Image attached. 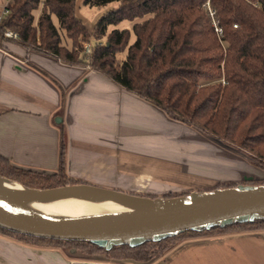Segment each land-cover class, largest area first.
<instances>
[{
	"label": "trees",
	"instance_id": "obj_1",
	"mask_svg": "<svg viewBox=\"0 0 264 264\" xmlns=\"http://www.w3.org/2000/svg\"><path fill=\"white\" fill-rule=\"evenodd\" d=\"M76 2L7 0V14L0 20V48L11 43L97 71L167 118L246 153L264 169V0H82L88 7L114 4L98 16L91 31L77 17ZM208 8L214 12L221 35L214 30ZM37 10L41 11L35 16ZM122 21L129 22L130 28H116ZM8 31L16 38L7 37ZM61 33L71 40L70 48L62 44ZM131 33L133 42L129 41ZM85 44L90 46L88 54ZM123 53L124 57H119ZM64 153L61 138L54 174L20 169L0 156V176L37 189L86 183L67 176ZM173 196L177 195L168 197ZM259 229H264V221L186 231L157 243L110 251L88 242L38 238L2 228L0 236L28 246L69 248L146 262L154 248L167 249L172 242L207 237L211 232L217 236Z\"/></svg>",
	"mask_w": 264,
	"mask_h": 264
},
{
	"label": "crops",
	"instance_id": "obj_2",
	"mask_svg": "<svg viewBox=\"0 0 264 264\" xmlns=\"http://www.w3.org/2000/svg\"><path fill=\"white\" fill-rule=\"evenodd\" d=\"M3 45L0 156L11 165L56 173L63 138L65 173L87 184L160 193L179 186L173 179L181 187L202 183L185 155L186 126L97 71ZM0 264H264V233L185 241L166 253L154 251L146 262L0 236Z\"/></svg>",
	"mask_w": 264,
	"mask_h": 264
},
{
	"label": "water",
	"instance_id": "obj_3",
	"mask_svg": "<svg viewBox=\"0 0 264 264\" xmlns=\"http://www.w3.org/2000/svg\"><path fill=\"white\" fill-rule=\"evenodd\" d=\"M7 182L19 187H10ZM77 197L108 200L130 209L74 218L48 216L32 209V205L43 201ZM259 221H264V184H238L169 198H151L87 183L27 188L0 176V228L38 238L88 242L104 251L157 243L186 231L202 232Z\"/></svg>",
	"mask_w": 264,
	"mask_h": 264
},
{
	"label": "rangeland",
	"instance_id": "obj_4",
	"mask_svg": "<svg viewBox=\"0 0 264 264\" xmlns=\"http://www.w3.org/2000/svg\"><path fill=\"white\" fill-rule=\"evenodd\" d=\"M4 0H0V8L4 7ZM114 4L105 7V8H97V7H88L82 5V0H77L76 2V15L85 25V27L91 31L93 20L97 15H100L106 9L113 7ZM53 23L57 26V19L55 16H52ZM93 28V27H92ZM116 28L123 29V28H130V23L127 21H122L119 23ZM62 37V44L67 48L71 47V40L67 37ZM130 42L134 41V35L131 33ZM119 57H124V53L120 54ZM182 124V123H181ZM184 125V124H183ZM186 126V129L183 130V134H185V138L182 140L187 146L185 155L188 156L189 164L192 171L200 172V177L202 178V183L197 186H189V187H181L184 184L179 182V180L173 179V185H179L177 188H173V191H166L160 193H154L149 191H128L123 190L127 193L137 194L141 196L147 197H163L169 198L170 194L172 195H185L192 191H210L216 188H225L222 187L226 184H244V182L251 181V182H264V169L258 167L256 163L244 152L232 150L231 148L226 149L223 144H217L209 139L200 131L196 130L191 126ZM182 130H179L181 132ZM182 136V135H181ZM180 136V137H181ZM184 137V136H182ZM177 154V152H176ZM185 186V185H184ZM118 190V189H117ZM122 191V190H121ZM175 197V196H173ZM250 234H262L264 233V229H259L253 232H249ZM241 234V233H236ZM234 234H225V235H216L215 232H211L208 236L204 237H195L186 240H182L175 243H170L167 245V249L163 248L161 251L164 253L171 251L177 245L181 244L185 241L190 240H199V239H210V238H219L223 236H231L236 235ZM243 234V233H242ZM212 235V236H210ZM175 244V245H174ZM69 249V248H63ZM80 253L88 254L78 250ZM158 252V249L154 248L151 251ZM90 255V254H89Z\"/></svg>",
	"mask_w": 264,
	"mask_h": 264
},
{
	"label": "bare ground",
	"instance_id": "obj_5",
	"mask_svg": "<svg viewBox=\"0 0 264 264\" xmlns=\"http://www.w3.org/2000/svg\"><path fill=\"white\" fill-rule=\"evenodd\" d=\"M6 184L10 187H19L14 182H7ZM32 209L48 216L74 218L117 213L129 210L130 207L108 200L77 197L43 201L32 205Z\"/></svg>",
	"mask_w": 264,
	"mask_h": 264
},
{
	"label": "built area",
	"instance_id": "obj_6",
	"mask_svg": "<svg viewBox=\"0 0 264 264\" xmlns=\"http://www.w3.org/2000/svg\"><path fill=\"white\" fill-rule=\"evenodd\" d=\"M7 14V10L3 7L1 10H0V20L2 17H4L5 15ZM208 14L212 20V25L214 27V30L215 32L218 34V35H221V30L217 27L216 25V20L214 19V12L208 8ZM5 35L7 37H13V38H16V35L13 34L12 32H6ZM84 49H85V54H88L90 52V46L88 44H85L84 45Z\"/></svg>",
	"mask_w": 264,
	"mask_h": 264
}]
</instances>
